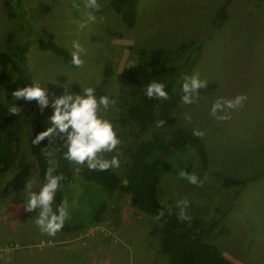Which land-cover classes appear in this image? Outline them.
<instances>
[{"label": "rangeland", "instance_id": "1", "mask_svg": "<svg viewBox=\"0 0 264 264\" xmlns=\"http://www.w3.org/2000/svg\"><path fill=\"white\" fill-rule=\"evenodd\" d=\"M109 1L99 0L102 9L93 13L97 21L81 28L92 11L84 0H22L23 19L17 22L30 43L28 66L34 81L47 89L50 98L63 95L68 84L70 92L93 87L97 98L108 95L116 100L101 115L112 122L121 140L118 150L104 154L105 158L119 154L120 166L127 163L130 146L171 128L204 131L200 140L207 164L202 172L209 179L199 188V197L190 189L177 190V173L189 163L187 156L178 154L181 166L167 181L174 188L172 196L177 201L189 200L190 214L200 215L211 199L219 202L224 213L207 241L231 264H264V0H139L133 27L124 25ZM226 4L228 16L220 25L218 14ZM40 32H50L70 52L73 41H79L86 49L81 57L83 67L67 64L38 42ZM15 39L0 0V50L11 48ZM192 44L193 49L184 54L179 50ZM154 47L170 53V62L182 59V75L184 69L187 76L198 72L208 85L198 90L200 97L191 105L182 103L181 86L171 126L157 127L156 123L139 130L129 120L133 86L125 82L122 70L127 63L136 62L139 52ZM194 47L200 48L199 55L189 56ZM238 94H246L248 99L230 119L217 121L209 115L217 98ZM186 115L191 116L190 122ZM48 122L52 126L50 118ZM56 135L64 147L62 134ZM194 168L202 167L195 163ZM221 176L236 178L242 186L224 191ZM30 179L31 191H39L44 182L24 128L13 167L0 174V264H169L161 222L134 206L128 193L120 189L107 192L91 181L77 178L63 199L68 205L69 224L82 222L84 226L62 229L55 237L42 234L34 219L38 210L29 213L22 207ZM170 184L163 187L167 196ZM101 201L106 206L100 219L89 221Z\"/></svg>", "mask_w": 264, "mask_h": 264}, {"label": "trees", "instance_id": "2", "mask_svg": "<svg viewBox=\"0 0 264 264\" xmlns=\"http://www.w3.org/2000/svg\"><path fill=\"white\" fill-rule=\"evenodd\" d=\"M138 3L139 0L109 1L110 7L120 15L126 27L135 25ZM3 6L16 34V39L12 42L11 48L0 50V96L2 97L0 101V174L13 167L22 131L26 128L29 148L36 159L40 179L44 182L45 172L49 166L43 154L45 150L52 153L51 159L56 162L54 174L64 177L61 181L62 188L56 193V206L63 201L67 187L73 185L77 178L80 181L94 182L107 192L120 189L128 193L131 203L149 215L156 216L163 207L160 202L166 201L163 207L164 216L159 221L161 222L162 245L168 255L169 264H231L214 244L207 241V237L224 213L218 205L219 202L212 203L214 200L209 199L211 204H208L209 207H205L200 215L187 212L192 218L191 222L178 220L177 197L172 196L171 192L174 188L170 182H167L171 180L172 173L176 172L175 169L181 166V161L176 160V155L187 156L189 163L187 162L183 170L194 173L199 178L205 176L202 170L207 164L205 147L200 138L194 136L191 131L171 128L161 136L130 146L127 163L125 166L122 164L120 166L122 169H110L103 172L89 170L86 164L80 166L65 160L62 141L56 134L51 138H46L40 145L32 144L35 135L52 127L48 120L54 114V109L51 107L54 98L49 97V106L41 111L35 101L27 102L24 99L16 101L11 95L18 88L36 82L28 66L27 54L30 43L25 38L22 24L17 22L23 19L22 0H3ZM227 10V4L220 9L218 24L221 25L226 21ZM30 26L35 27L33 24ZM40 34L42 38L38 42L73 66L69 50L59 45L50 32H40ZM192 49L193 44L179 48L182 54ZM195 49L189 56L199 55L200 48ZM138 56L136 62L127 63L122 70L125 82L133 86L129 103L131 111L129 120H133L139 130L155 125L158 120H164L166 125L171 126L170 123L175 120L172 112L179 103L180 88L183 78L188 75V70L184 69L182 75L183 60L170 62L172 61L170 53L161 47L142 50ZM195 57L192 62L195 61ZM183 58L186 59L187 56ZM153 80L165 85L169 95L168 100L149 99L146 96L145 88ZM9 106H16L19 113H10ZM195 163L202 168L196 171ZM221 177V187L224 191L237 190L242 186V182L236 178ZM166 184H170L168 187L170 196L164 193L163 187ZM175 188L177 190L190 189L197 194L194 197L200 196V187L188 183L185 179L179 178L175 183ZM105 206L103 201L98 203L89 221L99 220ZM68 221L67 219L63 227L65 231L73 227L82 228L85 224L82 222L69 224Z\"/></svg>", "mask_w": 264, "mask_h": 264}, {"label": "clouds", "instance_id": "3", "mask_svg": "<svg viewBox=\"0 0 264 264\" xmlns=\"http://www.w3.org/2000/svg\"><path fill=\"white\" fill-rule=\"evenodd\" d=\"M85 7L92 11L87 13V19L80 27H85L89 22H96L97 17L93 14L102 9L99 0H84ZM74 7L77 5L74 3ZM103 17L100 21L103 22ZM73 51L71 52V63L75 67H83L84 60L82 54H86V49L79 43L73 41ZM207 81L201 80L199 73L191 76H185L182 83L181 101L185 105H191L198 101L201 88H206ZM69 85H65V93L56 97L51 102L54 114L50 117L52 127L46 131L35 135L32 140L33 145H40L46 138H51L54 134H62L65 141L64 147L67 151L63 154L65 160L76 165H87L92 171H108L110 169H118L120 167L119 154L113 155L110 159L105 158L106 153H112L118 150L121 140L118 138L114 125L109 119L104 118L101 112H107L116 104V100L110 99L108 95H101L97 98L93 87H83L81 93L70 92ZM145 94L149 99H157L166 101L169 99L168 92L162 82L153 80L145 88ZM11 95L16 101L24 99L27 102L35 101L41 111L49 106V97L47 89L41 87L40 83L31 84L26 87H20L13 91ZM248 97L246 94H238L233 98H217L211 105L209 115L217 121H225L230 119L233 111L244 107ZM9 112L12 114L19 113L16 106H9ZM185 118L190 122L191 116L186 115ZM164 120L157 122V127H162ZM193 135L203 138L205 132L200 129H194ZM45 157L48 160V168L45 172L44 183L39 191H31L32 181L28 180L26 189L24 190V201L22 207L26 212H34L38 210V215L34 218L35 224L42 234L55 237L60 232L67 219L69 211L67 201L61 202L58 206L53 207L55 203L56 193L62 188L61 181L63 175L54 174L56 172V162L51 159L52 153L45 150ZM178 177L185 179L188 183L203 187L204 182L209 179L207 175L201 180L196 174L188 173L181 169L177 173ZM163 207L166 201L160 202ZM162 210L153 219L160 220L164 216ZM176 207L179 209L178 220L181 222H191V216L188 215L187 209L190 207V201L187 199L178 200Z\"/></svg>", "mask_w": 264, "mask_h": 264}]
</instances>
